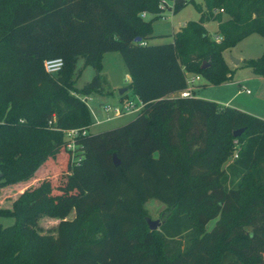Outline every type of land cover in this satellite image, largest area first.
<instances>
[{"label":"trees","instance_id":"trees-1","mask_svg":"<svg viewBox=\"0 0 264 264\" xmlns=\"http://www.w3.org/2000/svg\"><path fill=\"white\" fill-rule=\"evenodd\" d=\"M161 1L0 0V187L45 164L65 169L54 188L45 179L0 205L13 218L0 224V264H264V119L177 94L187 73L231 80L222 52L250 34L264 38V0H202L196 21L150 43ZM188 1L164 3L176 13ZM210 20L218 40L204 26ZM106 52L120 54L126 89L142 107L89 133L81 97L105 92ZM55 57L62 68L49 74L43 61ZM78 57L94 68L80 88ZM244 65L264 77V53ZM74 128L86 132L68 149L65 131ZM150 198L167 211L155 230L145 222ZM38 213L59 219L55 235L30 228Z\"/></svg>","mask_w":264,"mask_h":264},{"label":"rangeland","instance_id":"rangeland-1","mask_svg":"<svg viewBox=\"0 0 264 264\" xmlns=\"http://www.w3.org/2000/svg\"><path fill=\"white\" fill-rule=\"evenodd\" d=\"M202 0L188 1L184 7H182L176 13L165 8L162 12L163 17H157L151 23L152 37L148 40L150 43H160L171 41L172 34L178 27L182 26L188 21H196L199 17L195 4H201ZM152 14L144 15L145 19H150ZM207 32L214 38L215 36V22L208 21ZM264 53V38L259 34L253 33L250 36L237 42L234 46L226 49L222 52V57L231 70V80L233 82L212 84L207 79L199 74L200 79L192 86V96L202 98H217V94L220 96L227 95L232 96L235 94L236 104L244 106L248 110L258 114H252L249 111L244 112L264 119V77L256 76L252 74L250 69L244 65V60L257 58ZM233 59L238 60V63H234ZM102 68L101 73L106 79L105 92L104 93H92L85 98V104L89 110L91 124L88 127L89 133H97L103 130L115 128L123 125L126 122L132 120L137 115L136 112H127L119 116L112 117L106 120V114L102 107L105 104L117 105L120 104L119 96L117 93L118 88L127 87L129 80L125 76L126 68L124 62L118 52H106L102 56ZM74 85L80 88L85 82H88L94 75V68L86 64L82 57H78L74 64ZM128 75V74H127ZM242 88H249L252 91L251 97H245L242 93ZM224 89V90H221ZM126 97L132 100L133 103L138 104V98L133 93L132 89H126ZM204 99V98H203ZM253 102L252 104L249 103ZM213 101L214 99H206ZM98 120V123H95ZM59 152V151H57ZM233 154L228 157V162L233 159ZM51 161V159H49ZM45 167L37 170L33 177L24 182H18L16 184H9L0 187V205L9 207L11 201L16 199L17 196L26 189L33 188L42 180L48 179L52 188L62 181L65 174V169L51 171L52 168H59L58 165L53 163L51 165L45 164ZM144 208L147 216L151 219H162L166 214L165 205L155 198L148 199ZM73 216V212L68 215V218ZM59 219L56 217L48 216L44 213H38L36 215L34 225L30 228L41 235H55V229ZM214 220L209 221L206 224V228L209 229L213 225ZM13 223V218L9 215L0 216V224L7 226Z\"/></svg>","mask_w":264,"mask_h":264},{"label":"built area","instance_id":"built-area-1","mask_svg":"<svg viewBox=\"0 0 264 264\" xmlns=\"http://www.w3.org/2000/svg\"><path fill=\"white\" fill-rule=\"evenodd\" d=\"M187 1V0H186ZM170 3H164V0H162L160 2V7L162 9V11L159 13L160 17H163L164 15L162 14L163 10L165 8H167L166 5H168ZM169 9V8H167ZM170 10V9H169ZM146 15L145 13H142V16ZM214 38L216 40L219 39L218 36H214ZM63 65V60L60 57H55V58H48L45 59L43 61V67L44 70L49 73V74H55L57 73ZM200 79V76L198 74H194V73H187L186 77H185V87L183 89H181L180 91L177 92V94L181 97H187V96H191L192 95V86L195 84V82H197ZM248 91V90H247ZM84 101L86 96L81 97ZM142 107V103L138 100V104L133 103L132 100H127L123 103L117 104V105H109V104H105L103 105L102 109L106 114V120L115 117V116H119L122 115L124 113L127 112H139V110ZM98 120H95V123H98ZM86 132V129H78V128H74V129H69L65 131V136H66V147L68 149H72L74 147L73 144V138L78 135V134H84ZM233 157H236V153L233 154Z\"/></svg>","mask_w":264,"mask_h":264},{"label":"crops","instance_id":"crops-1","mask_svg":"<svg viewBox=\"0 0 264 264\" xmlns=\"http://www.w3.org/2000/svg\"><path fill=\"white\" fill-rule=\"evenodd\" d=\"M210 21H212V20H210ZM207 22L204 23L205 28H207V24H206ZM215 29H216V22H215ZM125 76H127L128 80L130 79L129 75H127V73H125ZM228 82H233V81L230 80ZM224 83H227V82H224ZM221 90H224V89H221ZM242 93L244 94L245 97L250 98L251 94H252V91L249 88H242ZM217 95H219V96H217V98H209V97H206V96L202 97V98H204V99H214L213 101L218 103V104H220V105H227V106H231V107H234V108L237 107V108H240L242 110L249 111L252 114H256V113L252 112L251 110H248L246 107L239 106V104H236L238 102H235L236 101L235 94H233L232 96H227V95L220 96V94H217ZM86 97H88V96H86ZM250 100L251 99H249V103L252 104L253 102H251ZM256 115H258V114H256ZM261 117H264V116L261 115Z\"/></svg>","mask_w":264,"mask_h":264},{"label":"water","instance_id":"water-1","mask_svg":"<svg viewBox=\"0 0 264 264\" xmlns=\"http://www.w3.org/2000/svg\"><path fill=\"white\" fill-rule=\"evenodd\" d=\"M139 40H140L139 37H136V38H135V41H139ZM233 62H234V63H238V60L233 59ZM205 66H206V63L203 61L202 64L200 65V68H204ZM125 90H126L125 87H123V88H118V89H117V93H118V95H121ZM242 130H243V128H239V129L233 131V135L236 136V135L240 134V133L242 132ZM112 160H113L114 165H118V164H119V159L116 157L115 154H112ZM145 222H146V224H147V226H148V228H149L150 230H155V229H157V228L159 227V225L162 223V220H160V219H158V218H156V219H151L149 216H146V217H145Z\"/></svg>","mask_w":264,"mask_h":264}]
</instances>
